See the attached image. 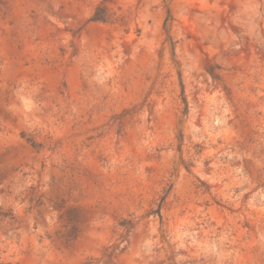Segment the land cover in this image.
I'll return each mask as SVG.
<instances>
[{
	"label": "rangeland",
	"instance_id": "1",
	"mask_svg": "<svg viewBox=\"0 0 264 264\" xmlns=\"http://www.w3.org/2000/svg\"><path fill=\"white\" fill-rule=\"evenodd\" d=\"M0 264H264V0H0Z\"/></svg>",
	"mask_w": 264,
	"mask_h": 264
},
{
	"label": "trees",
	"instance_id": "2",
	"mask_svg": "<svg viewBox=\"0 0 264 264\" xmlns=\"http://www.w3.org/2000/svg\"><path fill=\"white\" fill-rule=\"evenodd\" d=\"M170 19H171V16H170V12H169V18L166 21V26L165 27H167V23H168V21H170ZM167 32H169V29H167ZM180 78H181V75H180ZM181 86H182V92L184 94V85H183V82H182V78H181Z\"/></svg>",
	"mask_w": 264,
	"mask_h": 264
}]
</instances>
